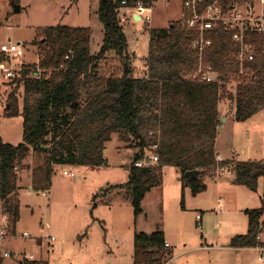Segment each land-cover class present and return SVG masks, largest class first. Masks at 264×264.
<instances>
[{
    "label": "trees",
    "instance_id": "16d2710c",
    "mask_svg": "<svg viewBox=\"0 0 264 264\" xmlns=\"http://www.w3.org/2000/svg\"><path fill=\"white\" fill-rule=\"evenodd\" d=\"M158 1L99 0L97 15L104 41L98 54L91 51L89 27L58 25L38 33L42 35L35 43L38 61L25 65L21 77L14 79L15 88L4 109L7 118L22 117L23 142L15 146L0 136V201L11 236L20 220L16 197L20 170L32 153L45 156V164L35 171L32 182L36 190L46 189L55 167L105 166L106 146L115 134L138 153L129 169V182L101 193L116 190L130 196L136 219L143 214L147 194L163 184L165 167L177 168L183 188H190L194 196L207 186L202 176L189 179L186 172L198 170L208 175L220 166H233L234 184L257 190L259 179L264 177V161L218 163L216 140L223 100L234 102L237 122H246L264 111V35L252 33L249 37L256 46L255 59L246 64L241 75L239 43L233 34L221 25L213 29L207 34L212 45L200 54L192 46L198 33L189 28L186 16L167 28L149 29L146 72L138 76L128 53L121 10L135 9L139 3L154 6ZM242 1L246 0H206V5L219 3L226 11ZM13 4L19 1L13 0ZM111 52L124 59L120 75L100 72ZM201 63L219 74L216 82L195 78ZM149 154L158 155L159 162L135 166ZM99 196H94V202ZM245 214L248 230L232 238V248L262 245L264 198L260 208L247 209ZM134 245L133 264H164L168 256L161 230L137 232Z\"/></svg>",
    "mask_w": 264,
    "mask_h": 264
},
{
    "label": "rangeland",
    "instance_id": "374dc122",
    "mask_svg": "<svg viewBox=\"0 0 264 264\" xmlns=\"http://www.w3.org/2000/svg\"><path fill=\"white\" fill-rule=\"evenodd\" d=\"M18 1L20 12H16L13 0H0V47L8 41L25 46L23 58L9 61L10 67L18 72L38 61L39 47L35 43L42 38L38 33L54 26L91 28V51L93 54L101 51L104 29L97 15L99 0ZM188 14L184 0L158 1L152 7L149 22L145 18L136 20L131 12L127 21L121 14L128 53L137 55L134 59L130 55L133 66L139 68L149 55V29L167 28ZM107 57L100 72L120 75L124 59L116 57L114 52ZM13 81L0 74V136L5 143L16 146L23 142V119L4 116L8 95L15 88ZM222 103L234 105L230 100ZM227 118L218 129V148L227 157L235 152L240 161H264V111L246 122H237L232 116ZM137 153V149L128 148L115 134L106 146L105 166L55 167L50 185L39 190L33 185L32 177L44 166L45 156L32 153L20 170L16 194L20 220L14 236L8 233L7 226L1 228L0 220V231L7 233L0 236L3 264H133L135 234H152L158 230L173 244L169 251L178 255L173 261L167 252L164 264H264L259 261L258 250L237 251L230 247L232 238L248 230L245 211L262 205L264 177L259 179L255 191L237 185L222 190L218 196L217 188L206 183L226 176L216 169L207 177L202 176L208 188L194 196L190 188H183L182 182H177L176 169L165 167L163 184L147 194L142 204L143 214L136 219L130 196L124 192L116 195V190L106 195L101 192L129 182V169ZM227 160L237 161L234 157ZM64 171L77 177L65 176ZM97 194L101 196L94 202ZM219 198L222 200L217 203ZM198 214L201 219H197ZM6 252L11 256L5 257Z\"/></svg>",
    "mask_w": 264,
    "mask_h": 264
},
{
    "label": "built area",
    "instance_id": "2783aa9c",
    "mask_svg": "<svg viewBox=\"0 0 264 264\" xmlns=\"http://www.w3.org/2000/svg\"><path fill=\"white\" fill-rule=\"evenodd\" d=\"M126 4V1L123 2ZM153 6L139 5L134 9L140 19L151 20L150 14ZM184 7L189 13V18L186 20L190 29L198 33V38L194 40L193 48L199 50L203 54L206 48L212 45V40L207 37V34L218 26H223L224 29L233 34L234 41L239 43V51L237 52V60L241 66V75L245 73L247 63L254 61L256 46L249 41L252 33L264 35V0H246L238 4H234L224 11L219 3L206 5V0H185ZM25 46L19 42L8 41L0 47V74L6 79H15L21 77V72L16 68L10 67L9 61L20 60L25 55ZM68 58V57H67ZM24 70V69H23ZM22 71V70H21ZM201 78L203 81L213 83L219 79V74L209 65L200 64L195 78ZM157 146H155L156 148ZM218 163L225 161L221 157H217ZM159 162V156L154 154L150 159H145L135 163L136 167H144L156 164ZM220 174L232 175L233 171L229 167H218ZM65 176L76 178V174L70 171H64ZM43 195L47 196L46 193ZM197 219H201L198 215ZM7 226L8 222L2 227ZM7 235L6 231L1 229L0 236ZM27 235V234H25ZM166 248L170 245L166 243ZM259 261L264 262L262 249H259ZM5 257L11 256L6 252ZM186 264V263H182Z\"/></svg>",
    "mask_w": 264,
    "mask_h": 264
},
{
    "label": "crops",
    "instance_id": "0c3cea01",
    "mask_svg": "<svg viewBox=\"0 0 264 264\" xmlns=\"http://www.w3.org/2000/svg\"><path fill=\"white\" fill-rule=\"evenodd\" d=\"M123 10H125L126 12H121V14L122 15H124V16H126V18L127 19H125V20H127V21H129V16H128V14L131 12V14H132V16L135 18L137 15H136V13H135V11H134V9H123ZM123 21V20H122ZM129 55H131L132 57H133V59L134 58H137V55L136 54H134V53H132V52H130L129 51ZM131 57V58H132ZM135 72H136V74L138 75V76H141L142 74H145V72H146V60L144 59V61H143V63H142V65L139 67V68H135ZM219 111H220V114H221V117H222V123H221V125L220 126H222L223 125V122H226L227 121V117H229V116H232V117H235V109H234V105H232V107H229V106H226L224 103H222L221 102V104L219 105ZM217 140H218V137H217ZM217 140H216V150H217V157H221V158H223L224 160H227L228 158H230V157H234V158H236L238 161H240V158H239V156L235 153V152H232V153H230V154H228L229 156L227 157V156H225V154L222 152V150H220L219 148H218V146H217ZM152 157V155H148V156H146V158L147 159H150ZM107 162H108V159H107ZM175 168V167H174ZM176 169V171H175V176H176V179H177V182H180L181 183V173H180V171L177 169V168H175ZM167 172H169V171H167ZM164 174H165V168H164ZM201 176H203V174L201 175ZM200 176V177H201ZM208 175H205V177H207ZM233 180H234V176H229V175H226L225 177H222V178H218V179H209L206 183H208L209 182V185H211V184H213V186H214V188H217V192H218V196H220L221 195V193H222V190H226V189H233V188H236V187H238L237 186V184H234L233 183ZM228 184H230V187H227L228 186ZM207 185V184H206ZM208 186V185H207ZM208 188V187H207ZM116 195H120V194H118V193H116ZM222 199H218V201H217V203H219L220 201H221ZM199 215V214H198ZM197 215V216H198ZM0 220H1V223L2 224H4V223H7L8 221V218H7V216H6V214L4 213V211H3V202L1 201V215H0ZM263 221H264V217H263V219H262ZM2 226L3 225H1V228H2ZM16 229H17V227H16ZM17 231V230H16ZM260 240H261V242H262V245H260V246H258V247H256V248H254L255 250H258L259 251V249H262V253H263V255H264V230H263V232L261 233V236H260ZM5 241V240H4ZM166 243H168L169 245H170V247L167 249L168 250V252L170 253V256L169 257H171V259L173 260V261H175L176 259H177V257H178V255H175V251L174 252H170L169 250L170 249H173V244L171 243V241L170 240H167L166 239ZM0 244H1V240H0ZM232 248V247H231ZM1 249V248H0ZM233 249H235V250H237V251H240V250H243V249H249V248H233ZM260 252V251H259ZM4 262V261H3ZM182 263H184V262H182ZM181 263V264H182ZM261 263H264V262H261Z\"/></svg>",
    "mask_w": 264,
    "mask_h": 264
},
{
    "label": "water",
    "instance_id": "95a60500",
    "mask_svg": "<svg viewBox=\"0 0 264 264\" xmlns=\"http://www.w3.org/2000/svg\"><path fill=\"white\" fill-rule=\"evenodd\" d=\"M16 7V12H20V7L17 4H13ZM136 20H141L140 17L136 16L135 17ZM203 174V172L198 171V170H193V171H188L186 172V177H188L189 179H194V178H198Z\"/></svg>",
    "mask_w": 264,
    "mask_h": 264
}]
</instances>
